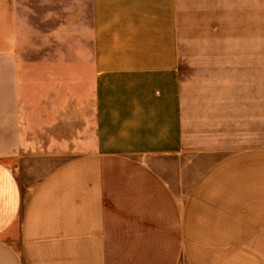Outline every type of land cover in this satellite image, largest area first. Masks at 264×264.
Listing matches in <instances>:
<instances>
[{
  "label": "crops",
  "instance_id": "1",
  "mask_svg": "<svg viewBox=\"0 0 264 264\" xmlns=\"http://www.w3.org/2000/svg\"><path fill=\"white\" fill-rule=\"evenodd\" d=\"M233 6L236 49L264 47V0ZM196 49L225 50L221 0H0V64L44 61L87 114L70 158L4 136L0 264H264V145L202 142L228 101L184 83Z\"/></svg>",
  "mask_w": 264,
  "mask_h": 264
},
{
  "label": "rangeland",
  "instance_id": "2",
  "mask_svg": "<svg viewBox=\"0 0 264 264\" xmlns=\"http://www.w3.org/2000/svg\"><path fill=\"white\" fill-rule=\"evenodd\" d=\"M221 1L225 50L182 52L181 67L185 84L195 86L213 80L225 83L221 90L227 92L228 103L216 112L224 117L228 114V133L205 137L202 142L215 143L219 138L230 143L233 153L264 145V47L236 49L233 0ZM186 11L188 20L193 22L206 9ZM40 63L44 61L0 64V156L5 154L4 136L14 141L24 139L28 146L22 147L21 152L27 155L56 151L70 158L84 151L81 129L87 114L81 111L77 80L71 82V96L57 97L53 76L37 71ZM19 163L21 181L34 187V178L28 176V164L22 158L10 160L9 165Z\"/></svg>",
  "mask_w": 264,
  "mask_h": 264
}]
</instances>
